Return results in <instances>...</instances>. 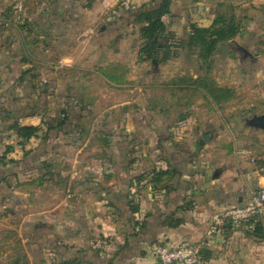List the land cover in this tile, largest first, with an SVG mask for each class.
<instances>
[{"label":"crops","instance_id":"obj_1","mask_svg":"<svg viewBox=\"0 0 264 264\" xmlns=\"http://www.w3.org/2000/svg\"><path fill=\"white\" fill-rule=\"evenodd\" d=\"M131 1L134 4L141 2V0ZM180 1L174 0L171 8L179 4ZM199 1L212 4L224 2L222 0ZM117 2L118 0H0V22L7 26L0 39V156L5 154L7 146L11 147V143L17 141L16 135H11L9 128L11 117L15 114L14 111L19 112L21 107L26 110L25 104L34 95V92L29 88L32 79L31 73L43 82L53 83L57 88H61L64 84H70L77 98H83L87 102L96 103L104 100L108 105L105 110L109 111V115L113 119L117 121L126 116V131L136 133L139 139L148 136L155 137L154 130L147 125L148 120H142L140 115L131 111L133 104L142 100H135L131 108H124L118 116H113V104L107 99L112 98L111 94L106 92L104 95H98L90 83L82 90L83 94H80L77 91V88H81L77 85L78 81H68L61 74L63 70H67L69 67L89 70V68L79 65L77 56L82 51L81 49L90 50L97 46L101 50L111 48L114 53L120 48L122 41L126 38L133 39L134 36L138 35L135 26L139 24L134 25L132 33L122 35L119 38H115L109 29H105V14ZM16 6H20V8L15 9ZM250 7L264 9V4L256 5L253 3L243 7V9L241 8L242 13L244 9ZM234 9L236 14H242L240 13L241 9L239 11L236 10V7ZM163 20L168 23L170 21L169 14L165 15ZM249 34V36L246 33L237 35L228 42H235L238 38L242 39L248 44V48L244 43L239 44L236 41L238 47L241 50H247L254 58L255 55L251 49L262 44L264 27L254 26L253 33ZM173 59H168L160 64ZM99 67L102 85L106 90L113 92L115 87L125 86L129 83L125 73L126 64L123 62L119 60L112 62V64L102 62ZM259 69L264 74V67ZM192 76L196 77L197 75ZM248 76L252 78L250 73ZM182 77L173 80V83H175L174 86L185 89L189 85L180 83ZM87 81H90V77H87ZM211 103L212 108L220 105ZM186 105L190 106V104ZM186 105L185 102H178L171 111H166L160 106L164 113L169 116L177 115L179 114L178 110H182V115L186 119L185 129L188 132L179 143L176 154V160L183 162V164L180 163L182 174L176 178L178 187L174 184L173 187L176 189L167 196L162 195L158 202L154 201L150 189L145 191L141 204L143 210L150 212L145 228L138 237L127 242L125 249L114 259L113 264H156L151 254L153 245L151 243L155 240L158 242L202 241L210 219L215 213L226 206L245 205L251 202L257 191L264 187V147L252 143L238 147L234 140L210 142L214 138V130L208 129L209 127L206 126L203 129H198L196 122L191 124L192 116L186 113ZM20 112H24L23 109ZM261 113H264V110ZM18 117L20 125H38L41 130L38 132V137L26 143L23 149L19 145V149L13 146L12 153L10 150L7 153V158L19 157L26 150L34 148L39 137L45 133L47 128L41 124V117L37 114L20 113ZM205 124L207 121L204 122ZM88 129L83 143L77 150L55 162L54 168L56 171H65L69 180L93 177L96 178L101 187H113L117 183L116 174L111 169L104 170L103 166L120 168L121 158L119 156L122 155L121 151L117 149L115 144L112 145V149L109 150L108 148L106 151L107 144L102 138V132L94 130L91 126ZM204 131L212 132L210 143L201 144L196 150L194 149V139L196 136L201 138V133ZM92 134H97L101 139L100 146L95 149L101 155H98L91 164L93 173L75 176L69 165L75 161ZM219 139L217 137V140ZM139 150L137 158L126 169L129 173H136L138 169L146 167L151 163V157H154V155L146 157L147 145L143 144ZM194 150H196V155L192 161L190 154ZM110 156H112V162L109 161L104 164V159ZM10 173L11 164L0 165V177ZM10 181L11 178L6 180V182ZM171 183V177L164 175L156 186L163 188L164 191V188ZM2 185L1 188L4 192L7 188L4 184ZM36 189L41 193L62 194L63 198L56 207L45 211L27 213L24 209L32 204L37 197V194L32 192ZM8 191H11V187ZM12 191L15 194L26 196L28 199L27 203L18 204L15 201L13 203L16 212L19 213L15 216L19 215V219L11 216V222H15L21 231L22 223L26 218L57 213L63 209V204L69 200L64 192L43 190L35 178H28L13 185ZM185 194L188 195L189 204L182 208H176L182 203ZM89 205L91 207V203ZM91 209L93 207L88 210ZM74 210L78 213L80 208L74 205ZM168 215H173L174 219H179V223L176 224L172 221V225H169V220L164 222L165 216ZM259 221L263 227L262 237L255 235L253 233L254 228L249 224L239 228H225L221 234L215 236L203 247L202 264H264V212L259 215ZM91 224L90 231L94 237H99L101 232H112V229L117 225L112 223L109 218L101 215L93 216ZM122 242L121 234H115L107 239L104 246L105 254L108 257L112 256ZM36 247L39 249L37 245ZM39 251L41 250L39 249ZM41 254L44 255L43 252Z\"/></svg>","mask_w":264,"mask_h":264},{"label":"trees","instance_id":"obj_2","mask_svg":"<svg viewBox=\"0 0 264 264\" xmlns=\"http://www.w3.org/2000/svg\"><path fill=\"white\" fill-rule=\"evenodd\" d=\"M124 1L118 0L106 12L105 29L119 38L132 33L134 25L139 24V53L151 64H160L184 52L189 56L195 55L198 62L197 76L185 75L180 81L181 84L189 85L188 87L199 84L204 79L201 73H208L211 69L221 45L237 35L246 33L249 36V33H253L254 26L264 27L262 8L250 7L244 9L242 14H236L234 7L226 2L212 4L199 0H181L171 8L174 0H141L139 4L129 0L127 7ZM167 14L170 16L168 23L163 20ZM0 27L1 39L7 26L0 22ZM30 77L29 88L34 95L25 104L26 110L21 107L24 112L14 111L9 127L11 135L15 134L17 142L25 145L38 137L41 130L38 125H20V113L39 115L41 124L47 128L36 146L23 152L21 156L7 158L10 150L12 153V146H7L5 154L0 156V165L11 164V173L0 177V206L19 219V215L15 216L19 213L13 203H27L28 199L15 194L12 186L28 178L37 179L39 186L45 191L64 192L69 200L63 204L61 211L30 216L22 223V232L31 236L32 243L44 253L43 264H113L127 242L138 237L145 228L150 216V212L143 210L141 204L145 191L150 189L154 201L158 202L162 195L167 196L176 189L174 184L178 187L176 178L182 174L180 163L183 162L176 160V154L179 143L188 132L185 129V116L182 115V110H178L177 115L169 116L159 104H152L148 100L135 102L131 111L140 115L142 120H148L147 125L155 132V137L139 139L136 133L125 130L126 116L116 121L109 115V111L105 110L108 105L104 100L87 102L83 98H77L70 84L57 88L51 82L41 81L33 73ZM208 90L215 103L224 100L216 96V93H226V89ZM89 126L102 132V138L107 144L106 151L108 148L112 149L113 144L121 151L120 168L103 166L104 170L111 169L116 174L117 183L113 187L103 188L93 177L69 180L65 171H56L54 168L55 162L75 152L83 143ZM199 140L200 136L194 139L196 150L201 146ZM143 144L148 146L146 157H154H151L152 161L146 167L138 169L136 173H129L126 169L137 158ZM196 150L190 154L192 161ZM109 161L112 162V156L105 158L103 162L105 164ZM164 175H169L172 183L163 191L156 184ZM8 178H11L10 182H6ZM2 184L7 188L4 192ZM10 187L11 191H8ZM187 196L184 195L182 203L176 208L189 204ZM8 203L10 205L6 206ZM89 203L93 207L91 210H88L91 208ZM74 205L80 208L78 213L74 210ZM98 215L109 218L117 225L112 232H101L99 237H94L90 231L91 220ZM168 220L169 225H172V221L176 224L180 221L174 219L173 215L165 216L163 221ZM253 233L258 237L263 235L259 218L255 222ZM115 234H121L123 242L108 257L104 246L107 239ZM157 242L155 240L151 244Z\"/></svg>","mask_w":264,"mask_h":264},{"label":"rangeland","instance_id":"obj_3","mask_svg":"<svg viewBox=\"0 0 264 264\" xmlns=\"http://www.w3.org/2000/svg\"><path fill=\"white\" fill-rule=\"evenodd\" d=\"M222 1L236 7L237 11L253 3L264 4V0ZM135 31H139V25L135 26ZM236 41L239 44L244 43L248 48V44L242 39L238 38ZM236 41L221 45L211 69L208 73H201L204 79L199 84L185 89L174 86L173 80L185 75H197L196 56H189L184 52L164 64H151L139 53L138 49L141 46L139 33L133 39L126 38L122 41L120 48L114 53L111 48L101 50L97 46L90 50L81 49L77 56L79 65L89 70L69 67L61 74L68 81H78L77 85L81 88H77V91L80 94H83L82 90L89 83L93 85L92 88L98 95H104L106 92L111 94L112 98L107 99L113 104V116H118L124 108H131L135 100L158 103L166 111L174 109L178 102H185V105L190 104L186 105V113L192 116L191 124L196 122L198 129L206 126L214 130L215 135L210 142L234 140L238 147L250 143L264 147V130L255 128L246 121L264 110V74L259 69L264 67V39L260 46L251 49L254 58L248 51L241 50ZM117 60L126 64L125 73L129 83L115 87L112 92L102 85L99 65L102 62L112 64ZM249 73L252 78H249ZM87 77H90V81H87ZM210 88L212 91L215 88L226 89V93H216V96L224 100L216 103L220 105L214 108L211 105L214 97L208 90ZM205 121L207 124L204 125ZM217 137L220 139L217 140ZM100 144L101 139L97 134H92L87 139L84 148L72 165H69L73 175L93 173L91 164L98 155H101L95 150ZM18 145L22 146V149L25 147L17 141L11 143L12 147L16 146L19 149ZM32 192L37 194V197L24 209L27 213L56 207L63 198L62 194L41 193L38 189ZM41 253L32 243L31 236L22 232L15 222L12 223L11 215L0 206V264H43Z\"/></svg>","mask_w":264,"mask_h":264},{"label":"built area","instance_id":"obj_4","mask_svg":"<svg viewBox=\"0 0 264 264\" xmlns=\"http://www.w3.org/2000/svg\"><path fill=\"white\" fill-rule=\"evenodd\" d=\"M128 3L129 0L124 1L126 7ZM18 8L20 6L15 7V9ZM263 212L264 187H261L251 202L245 205L235 204L226 206L221 211L215 213L210 219L202 241H160L152 245L151 254L156 264H202V249L215 236L221 234L228 227L239 228L245 224H249L254 228L255 222Z\"/></svg>","mask_w":264,"mask_h":264},{"label":"water","instance_id":"obj_5","mask_svg":"<svg viewBox=\"0 0 264 264\" xmlns=\"http://www.w3.org/2000/svg\"><path fill=\"white\" fill-rule=\"evenodd\" d=\"M247 123L255 128H260L264 130V113L254 114L250 118H248ZM212 137L211 131H204L201 133V138L199 140L200 144H204L209 142Z\"/></svg>","mask_w":264,"mask_h":264}]
</instances>
